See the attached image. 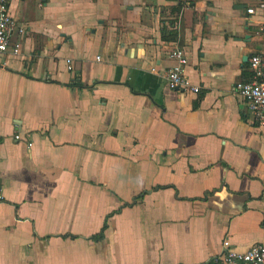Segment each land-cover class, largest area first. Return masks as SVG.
Instances as JSON below:
<instances>
[{
  "label": "crops",
  "instance_id": "1",
  "mask_svg": "<svg viewBox=\"0 0 264 264\" xmlns=\"http://www.w3.org/2000/svg\"><path fill=\"white\" fill-rule=\"evenodd\" d=\"M262 2L12 1L27 32L0 54V264H212L224 238L264 244V128L233 90L264 50ZM176 48L199 93L168 88Z\"/></svg>",
  "mask_w": 264,
  "mask_h": 264
},
{
  "label": "built area",
  "instance_id": "2",
  "mask_svg": "<svg viewBox=\"0 0 264 264\" xmlns=\"http://www.w3.org/2000/svg\"><path fill=\"white\" fill-rule=\"evenodd\" d=\"M12 1L14 0H0V54L9 51L12 56H18L21 53L22 42H14L13 38L15 36L23 38L27 31L26 27L18 23L9 12ZM186 1L191 4L192 0ZM261 7L264 11V2L261 3ZM248 12L253 13L254 8L248 9ZM168 57L171 65L164 71L168 88L199 93L200 85L194 84L186 73L188 58L183 49L171 50ZM66 62L67 68L73 69L71 59L67 58ZM248 65L252 79L236 82L233 90L253 112L258 120V126L264 128V50L251 54ZM152 70L158 72L155 66ZM14 138L21 139L20 134H15ZM27 144L31 147L32 141H28ZM212 264H264V244L258 243L241 252L231 245L228 238H224L220 254L213 259Z\"/></svg>",
  "mask_w": 264,
  "mask_h": 264
}]
</instances>
